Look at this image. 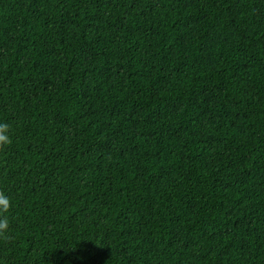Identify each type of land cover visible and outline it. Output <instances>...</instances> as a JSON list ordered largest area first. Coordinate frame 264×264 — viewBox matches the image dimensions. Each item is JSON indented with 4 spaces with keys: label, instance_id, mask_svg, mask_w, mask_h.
<instances>
[{
    "label": "trees",
    "instance_id": "16d2710c",
    "mask_svg": "<svg viewBox=\"0 0 264 264\" xmlns=\"http://www.w3.org/2000/svg\"><path fill=\"white\" fill-rule=\"evenodd\" d=\"M0 264H264V0H0Z\"/></svg>",
    "mask_w": 264,
    "mask_h": 264
},
{
    "label": "clouds",
    "instance_id": "9594fccd",
    "mask_svg": "<svg viewBox=\"0 0 264 264\" xmlns=\"http://www.w3.org/2000/svg\"><path fill=\"white\" fill-rule=\"evenodd\" d=\"M9 132L10 125L7 122H0V152L5 151L13 143ZM12 208L11 197L0 190V241L8 242L12 239L9 215Z\"/></svg>",
    "mask_w": 264,
    "mask_h": 264
}]
</instances>
